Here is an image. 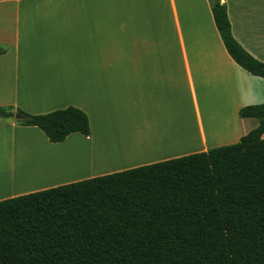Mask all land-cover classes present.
Segmentation results:
<instances>
[{"label": "crops", "instance_id": "crops-1", "mask_svg": "<svg viewBox=\"0 0 264 264\" xmlns=\"http://www.w3.org/2000/svg\"><path fill=\"white\" fill-rule=\"evenodd\" d=\"M223 1L264 62V0ZM0 44V105H74L90 121V135L51 142L0 117V199L235 143L258 125L239 110L264 102V78L230 56L209 0H0ZM217 104L223 124L210 130ZM67 146L84 167H52Z\"/></svg>", "mask_w": 264, "mask_h": 264}, {"label": "trees", "instance_id": "trees-1", "mask_svg": "<svg viewBox=\"0 0 264 264\" xmlns=\"http://www.w3.org/2000/svg\"><path fill=\"white\" fill-rule=\"evenodd\" d=\"M209 3L230 56L264 78L226 2ZM239 115L258 125L238 142L0 199V264H264V102ZM0 117L51 142L90 135L74 105L38 114L0 105Z\"/></svg>", "mask_w": 264, "mask_h": 264}, {"label": "rangeland", "instance_id": "rangeland-1", "mask_svg": "<svg viewBox=\"0 0 264 264\" xmlns=\"http://www.w3.org/2000/svg\"><path fill=\"white\" fill-rule=\"evenodd\" d=\"M220 106L222 107V104ZM220 106L217 107V108H221ZM211 109H212V107H211ZM211 109L209 108V112L211 111V114L208 112L209 113L208 114L209 116L208 115L206 116V121H207L206 127L209 128L210 130L216 128V125H217V128H218V123L220 121H221L220 123H222V119H223V115L220 116V111H219V113L217 111L215 113V109L216 108L213 109L214 110L213 112H212ZM221 113H223V109H222V112ZM209 118L212 119L211 122L209 121L210 120ZM226 119H227V117H226ZM227 121H228V119H227ZM228 126H229V123H228ZM228 126L222 132H220V134H224V132L226 131V129L228 128ZM208 134H210V133L208 132ZM219 139H225V138L224 137H219ZM56 151H54V152L60 154V162H59L60 165L58 167L56 166L57 164H55V166H52V167L55 168V170L60 167L61 172H66V171H68L70 169H71V172H73V170H75V169H79V168L84 167L83 166L84 165V160H82L80 158V154H81L82 151L74 152L73 151V148H70L69 146H67L66 148H60L59 150H56ZM59 152H61V153H59ZM72 152H74V153H72ZM73 156H75L76 158L74 159Z\"/></svg>", "mask_w": 264, "mask_h": 264}, {"label": "bare ground", "instance_id": "bare-ground-1", "mask_svg": "<svg viewBox=\"0 0 264 264\" xmlns=\"http://www.w3.org/2000/svg\"><path fill=\"white\" fill-rule=\"evenodd\" d=\"M217 106H218V104H217ZM211 107H212V106H211ZM218 107H219V106H218ZM214 108H216V109H215V113H216V111H217L218 113H219V111H220V116L224 114V113H221V112H222V108H217L216 106H215V107L213 106L212 109L210 108V109L212 110V112L214 111V110H213ZM219 109H220V110H219ZM209 113L211 114V111H210ZM209 113H208V114H209ZM215 113H214V114H215ZM216 115H217V114H216ZM218 116H219V115H218ZM220 116H219V117H220ZM209 119H210V118H209ZM219 119H220V118H219ZM221 119H222V118H221ZM223 119H224V115H223ZM223 119H222V120H223ZM211 120H212V119H210L209 121L211 122ZM219 121H220V120H219ZM217 122H218V121H217ZM215 124H216V123H215ZM221 124H222V123L219 122V123H218V126L221 125ZM213 126H214V125H213ZM221 127H222V126H221ZM223 127H224V126H223ZM216 128H217V125H216ZM38 169H39V171H40V168H38ZM37 171H38V170H37Z\"/></svg>", "mask_w": 264, "mask_h": 264}, {"label": "water", "instance_id": "water-1", "mask_svg": "<svg viewBox=\"0 0 264 264\" xmlns=\"http://www.w3.org/2000/svg\"><path fill=\"white\" fill-rule=\"evenodd\" d=\"M15 117H16V118H23V115H22V114H19V113H17V114L15 115Z\"/></svg>", "mask_w": 264, "mask_h": 264}]
</instances>
